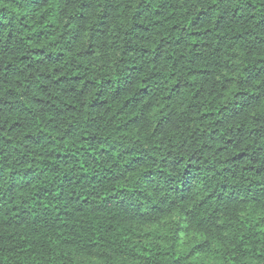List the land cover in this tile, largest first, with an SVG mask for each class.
<instances>
[{"label":"trees","instance_id":"1","mask_svg":"<svg viewBox=\"0 0 264 264\" xmlns=\"http://www.w3.org/2000/svg\"><path fill=\"white\" fill-rule=\"evenodd\" d=\"M48 5L49 0H0V119L11 133L35 123L46 110L53 117L80 115L76 105L57 108L50 100L32 96L33 90L43 94L51 88L71 96L75 92L86 95L85 89L91 88L94 96L84 109L89 118L68 123L63 136L52 137L51 133L61 130L53 120L24 135L25 148L51 149L36 153L27 163L22 160L24 175L33 182L44 174L58 175L54 190L58 195L53 198L51 185L42 184L30 201L14 199L0 205V245L26 248L33 256L30 264H108L75 241L85 233H103L101 238L128 235L127 252L113 249L111 264H134L140 251L132 248L152 251L151 245L160 240L153 237L155 225L139 229L144 239L138 243L124 212L101 205L94 194L81 191V184L121 183L122 176L113 177L108 168L100 167L117 156L119 141L112 136L134 139L150 125L159 128L160 119L170 117L177 128L198 126L192 135L199 133L201 151L233 153L220 161L225 166L217 176L264 175V148L255 137L245 146L251 135H246V125L264 124V0H247L246 14L234 0H54V6ZM100 33L108 38V48L92 40ZM105 56L112 61L108 66L103 64ZM96 63L99 66L93 68ZM109 67L114 71H108ZM95 72L103 78H91ZM162 79L170 87L161 96ZM40 80L46 83L40 84ZM29 98L32 103L52 107L33 113L25 106ZM168 108L172 111L165 112ZM253 112L257 114L253 116ZM246 115L251 121L241 122ZM232 121L240 126L228 127ZM81 128L92 134L85 131L81 135ZM113 128L112 136L103 134ZM124 155L136 166L131 171L154 162L147 152L126 151ZM124 169L129 166L125 164ZM191 169L189 163L185 174ZM212 170L211 165L206 169ZM258 183L253 181V185ZM219 187L227 190L229 185ZM205 195L211 199L210 191ZM114 196L115 192L105 193L104 200ZM237 214L257 219L264 210L253 202ZM215 243L220 246L219 241ZM158 246L166 245L160 240ZM261 246L264 235H246L238 264H251L245 252ZM156 255L157 264H166V254Z\"/></svg>","mask_w":264,"mask_h":264},{"label":"clouds","instance_id":"2","mask_svg":"<svg viewBox=\"0 0 264 264\" xmlns=\"http://www.w3.org/2000/svg\"><path fill=\"white\" fill-rule=\"evenodd\" d=\"M246 2L247 0H234L235 4L240 5V11L244 14L247 13L244 7ZM48 6H54V0H49ZM107 39L103 33L92 37L94 42L103 45L104 48L109 47L106 43ZM249 39L254 40L255 37L250 36ZM261 39H264V35ZM111 63L109 57L103 58L105 66ZM98 66V63L93 64V68ZM108 71L113 72L114 69L109 67ZM91 78L99 81L103 76L100 72H95ZM163 79H167V76ZM163 79L158 87L161 96L170 87L163 83ZM39 83L44 84L46 81L40 80ZM100 87L97 84V88ZM85 92L86 95L75 92L71 96L61 95L60 92L51 88L49 92L43 94L35 90L32 92V96L39 97L41 100H50L60 109L65 108L67 103L76 105L80 109L79 116L73 113L63 118L53 117L51 112L46 110L37 117L35 123H26L24 129L11 133L7 131L3 119H0V128H3L0 131V205H6L14 199L30 201L31 196L40 191L42 184L51 185L53 191L49 195L53 198L58 195L54 191L57 188L55 180L59 178L58 175L53 178L44 174L38 177L36 182L24 175L26 168L21 163L22 160L27 163L36 153L41 151L46 153L51 149L25 148L26 142L23 137L26 132L38 131L40 127L48 123V120H53L61 129L51 133L52 137L63 136V129L67 128L68 123L75 121L79 124L80 121L88 119L90 114L84 109L93 98L94 90L87 88ZM53 96L58 99L53 100ZM25 106L33 113L40 108L50 109L52 107L51 104L32 103L31 98L25 100ZM169 111H172V108L165 109V112ZM256 114L252 113L253 116ZM164 115V112L160 113V116ZM251 118L246 115L241 122L251 121ZM169 125H172L171 130ZM233 126L239 127L240 123L232 121L228 125V127ZM196 127L198 126L185 124L177 128L169 117L159 120V128L150 125L141 135L130 140L119 135L112 136L114 128L103 133L112 136V139L118 140L119 143L116 145L117 156L110 157L109 161L100 167L101 169L108 168L113 177L122 176L123 180L118 185L101 183L99 187L91 182H82L81 191L94 194L98 197L100 204L107 205L109 210L113 206L117 210H122L123 218L129 222L138 243L144 239V234L139 229L142 226L155 225L156 230L153 232V237H160L166 245L161 248L158 246L160 240H155L150 252L132 248L133 252L140 251V256L135 259L134 264H157L159 257L156 253L167 255L166 264H171L172 260H175V264H238L241 240L246 235L255 232L264 235V214L257 219L248 216L241 218L237 214L240 209L246 208L249 203L253 202L264 210V175L257 177L241 172L235 178L224 176L223 173L217 176V172L225 166L220 161L227 160L233 153L214 154L215 149L201 151L203 141L199 133L192 135ZM246 127V135L249 133L251 135H248L245 146L252 143L255 137L258 146L264 148V124L248 123ZM154 128L155 134H153ZM254 128L259 131L253 132ZM85 131L88 130L81 128L80 134L83 135ZM224 131H227V128ZM88 134L92 133L88 131ZM75 143V140L71 141L72 145ZM56 150L60 148L57 147ZM240 150L243 151L244 148L241 147ZM126 151L140 155L147 152L148 156L154 157V162L131 171L136 166L131 162L130 157L124 155ZM200 156H203V159H198ZM181 157L184 158L183 161L178 165L175 164V161ZM189 157L192 159L190 160ZM213 161H216V164H213ZM189 163L193 164V169L186 175L184 168ZM125 164L129 166V170L124 169ZM209 165L212 166V171H206ZM149 169L151 172L148 171ZM77 179H79L78 176ZM254 180L259 182L258 186L253 185ZM221 183L228 184L229 188L221 189L219 187ZM20 191L28 195L18 196ZM209 191L211 199L205 195ZM113 192H115L113 200L105 201V193ZM216 197L219 199L217 200ZM120 201H123V204H120ZM116 218L113 216V219ZM102 235L103 233L99 236H88L85 233L83 236L76 237L75 241L81 247L92 249L93 255L101 256L108 264H111L113 249L120 248L127 252L129 238L127 234L110 238H101ZM216 241L220 242L219 247L216 246ZM245 255L248 256L251 264H264V246L257 248L255 252L248 248ZM145 257L148 258L146 261ZM233 257H236V260H233ZM32 259V253L26 248L18 245L14 247L12 243L7 246L0 245V264H30Z\"/></svg>","mask_w":264,"mask_h":264}]
</instances>
